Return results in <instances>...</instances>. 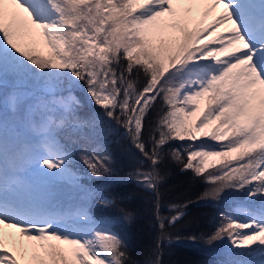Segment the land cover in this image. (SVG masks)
<instances>
[{
	"label": "snow or ice",
	"instance_id": "obj_1",
	"mask_svg": "<svg viewBox=\"0 0 264 264\" xmlns=\"http://www.w3.org/2000/svg\"><path fill=\"white\" fill-rule=\"evenodd\" d=\"M174 2L189 5V15L175 14ZM201 5L207 6L203 12ZM215 9L219 11L208 19ZM166 13L172 18H165ZM8 69L22 88L26 81L36 85L32 92L17 89L11 97L17 112L31 100L21 117L35 133L16 158L27 157L53 181L68 171V154L57 135L87 126L77 116L80 101L70 94L71 87L82 84L104 117L125 130L149 163L130 175L156 193L161 238L165 223L183 215L177 205L171 206L176 215L170 219L160 215L158 166L165 147L185 137L223 142L220 151L200 143L188 146L186 159L180 149H172L171 156L198 175L209 167L208 157L227 158L208 175L211 187L204 197L216 199L235 189L246 198L233 211L220 213L207 242L226 245L230 259L223 264H264V2L0 0V71ZM158 97L163 107L145 139ZM83 163L94 176L111 171L107 155L85 154ZM114 202L101 198L103 205ZM4 226L31 243L16 241ZM0 264L136 261L116 233L83 210L67 213L54 199L0 198ZM146 264H161L159 244Z\"/></svg>",
	"mask_w": 264,
	"mask_h": 264
},
{
	"label": "trees",
	"instance_id": "obj_2",
	"mask_svg": "<svg viewBox=\"0 0 264 264\" xmlns=\"http://www.w3.org/2000/svg\"><path fill=\"white\" fill-rule=\"evenodd\" d=\"M0 73L23 91L32 92L36 88L31 81L25 82L27 88H22L20 78L11 69ZM143 80L141 75L139 82L142 83ZM70 92L80 101L77 116L88 123L86 127L81 124L58 133L57 141L66 149L69 158L67 174L60 176L57 182L58 191L63 195L87 197L86 202L90 204L96 218L107 217L111 220L113 232L123 240L129 257L136 264H146L152 259L158 244L161 264H223L230 259L225 251L226 245L220 242L209 244L206 234L215 230L221 219L220 213L231 212L232 205L246 198L245 193L243 190L226 189L219 198L204 197V193L211 187L208 175L218 172L227 163V158L220 157L204 174L198 175L192 169H184L171 156L172 149H180L186 159L188 146L200 143L220 151L223 142L201 137L195 142L184 144L175 139L165 147L163 161L158 166L162 176L157 186L160 215L168 219L176 215L172 205L179 206L183 215L175 223H165V235L161 238L156 193L139 186L130 175L137 168H148L149 163L143 159L125 130L104 117L103 109L95 105L82 84L71 87ZM28 102L30 104L31 100L28 99ZM29 104L21 109V113L27 111ZM162 107L158 97L148 117L150 123L145 129V139L150 138L151 129ZM21 113L13 108L0 115V118L11 123L9 119L12 116L18 118ZM30 132L25 138L28 143L35 136L32 129ZM92 153L101 157L109 156L111 171H101L99 176L92 175L83 163L84 155ZM102 197L115 202L103 205ZM123 217L127 219L125 224L122 222ZM191 236H196L197 239L191 241L188 239Z\"/></svg>",
	"mask_w": 264,
	"mask_h": 264
},
{
	"label": "rangeland",
	"instance_id": "obj_3",
	"mask_svg": "<svg viewBox=\"0 0 264 264\" xmlns=\"http://www.w3.org/2000/svg\"><path fill=\"white\" fill-rule=\"evenodd\" d=\"M255 2H259V0H255ZM180 7H182V5L178 4V3H173V11L175 14H178V15H182V12L181 11H185V10H182ZM207 7V6H205ZM205 7L203 6H200L199 7V12H203ZM219 11V9H215L213 10L208 19H211L212 16L216 15V13ZM186 15H189V13H187L186 11ZM197 17L199 18V15L198 13L196 14ZM173 14L172 13H166L165 14V18H172ZM46 50V49H45ZM9 104H11V97L7 100ZM3 124H4V121L0 120V129H3ZM6 130H10V128H7ZM201 138V137H198V139ZM197 139V140H198ZM179 142H182V143H192V140L185 137L184 140H180V139H177ZM196 140V141H197ZM220 142V141H219ZM210 147V146H209ZM210 150H214L215 148H209ZM218 151V150H217ZM219 156L217 157H208L207 160H208V164H209V167L212 166L213 162H217L219 160ZM215 162V163H216ZM1 166V165H0ZM208 167V168H209ZM39 171L35 166L31 165V166H27L26 169L24 170H18V171H11V168H7V169H4L2 172H0V176H1V179H4L5 182H6V189L4 191H0V198H7V199H14V197L16 196L17 194V188L21 186V188H23L22 186L23 185H20L23 181V179L29 174L31 173L32 171ZM41 172V171H39ZM43 173V172H42ZM67 172L64 173V174H61L62 176H66ZM49 177V176H48ZM51 178V177H49ZM59 176L55 178V181L58 180ZM78 211H81V209L79 210H76V212ZM120 219V218H119ZM127 221V219L125 217L122 218V222L125 224ZM108 224V223H107ZM103 227V226H101ZM4 231L5 233H12L14 234V238L16 241H22L23 243L25 244H29L31 242H29L26 237L24 236H21L16 229H13V228H8L6 226H4ZM9 246H11V241H9ZM67 247V246H66Z\"/></svg>",
	"mask_w": 264,
	"mask_h": 264
}]
</instances>
